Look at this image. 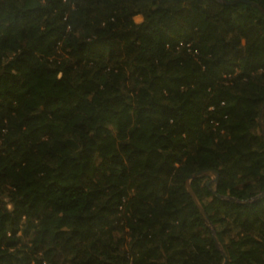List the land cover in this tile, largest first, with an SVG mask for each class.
I'll return each mask as SVG.
<instances>
[{
    "label": "trees",
    "instance_id": "trees-1",
    "mask_svg": "<svg viewBox=\"0 0 264 264\" xmlns=\"http://www.w3.org/2000/svg\"><path fill=\"white\" fill-rule=\"evenodd\" d=\"M263 105L251 3L0 0V264H223L199 171L264 264Z\"/></svg>",
    "mask_w": 264,
    "mask_h": 264
},
{
    "label": "water",
    "instance_id": "water-1",
    "mask_svg": "<svg viewBox=\"0 0 264 264\" xmlns=\"http://www.w3.org/2000/svg\"><path fill=\"white\" fill-rule=\"evenodd\" d=\"M219 2H222V3H227V4H236V3H239V2H246V3H251L253 5H255L256 7H258L260 9V11L264 14V9L257 3L255 2H252V1H249V0H217ZM263 112H264V105L260 111V115H259V124H260V127H261V130H262V134L264 136V124H263ZM210 172L209 171H199V172H196L192 175H190L188 178H187V181H186V188L188 190V192L190 193L193 201L195 202V204L197 205V207L199 208L200 212L202 213L204 219L206 220L207 224L211 227L212 229V233H213V239L216 243V246L218 247V249L222 252L223 256H224V262L223 264H226V261H227V256L225 255L224 251L220 248L219 246V241L215 235V231H214V227L211 223V221L209 220L206 212H205V209L203 208V206L201 205V203L199 202L196 194L194 193L192 187L190 186V180L195 178V177H198V176H205L207 174H209ZM217 178H218V174H215L214 175V178L211 180V181H207L206 184L209 185L210 182H213L215 183L217 181ZM264 194V191L259 195H263Z\"/></svg>",
    "mask_w": 264,
    "mask_h": 264
},
{
    "label": "rangeland",
    "instance_id": "rangeland-1",
    "mask_svg": "<svg viewBox=\"0 0 264 264\" xmlns=\"http://www.w3.org/2000/svg\"><path fill=\"white\" fill-rule=\"evenodd\" d=\"M141 19H142L141 17H137V21H140ZM207 175L211 177V179H209L208 181H211L214 178V174L211 173V172L209 174H207ZM211 183H213V182H210V184ZM199 202L201 203L200 200H199ZM216 226H217V229L219 231H222V238H223V241H225V242H228L230 240V238L236 233V230L231 229L229 227V225H226V224H217ZM24 229L25 228L21 229V231L19 232V234L22 235L21 236L22 237L21 238V241H22V243H29L30 237L32 236V230L30 229L27 234H23V230ZM214 231H215V227H214ZM215 233H216V231H215ZM219 246L223 250L222 245H221L220 242H219Z\"/></svg>",
    "mask_w": 264,
    "mask_h": 264
},
{
    "label": "built area",
    "instance_id": "built-area-1",
    "mask_svg": "<svg viewBox=\"0 0 264 264\" xmlns=\"http://www.w3.org/2000/svg\"><path fill=\"white\" fill-rule=\"evenodd\" d=\"M187 47H189V44H187Z\"/></svg>",
    "mask_w": 264,
    "mask_h": 264
}]
</instances>
